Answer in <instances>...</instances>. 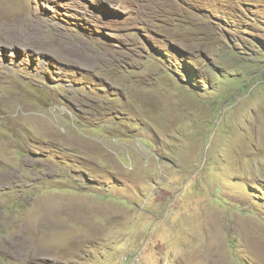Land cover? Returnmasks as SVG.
<instances>
[{
  "label": "rangeland",
  "instance_id": "1",
  "mask_svg": "<svg viewBox=\"0 0 264 264\" xmlns=\"http://www.w3.org/2000/svg\"><path fill=\"white\" fill-rule=\"evenodd\" d=\"M0 264H264V0H0Z\"/></svg>",
  "mask_w": 264,
  "mask_h": 264
},
{
  "label": "bare ground",
  "instance_id": "2",
  "mask_svg": "<svg viewBox=\"0 0 264 264\" xmlns=\"http://www.w3.org/2000/svg\"><path fill=\"white\" fill-rule=\"evenodd\" d=\"M49 222V221H48ZM72 243V242H71ZM72 246V245H71Z\"/></svg>",
  "mask_w": 264,
  "mask_h": 264
}]
</instances>
